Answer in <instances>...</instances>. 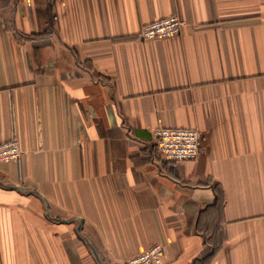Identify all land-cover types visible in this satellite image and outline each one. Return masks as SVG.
<instances>
[{
  "label": "crops",
  "instance_id": "1",
  "mask_svg": "<svg viewBox=\"0 0 264 264\" xmlns=\"http://www.w3.org/2000/svg\"><path fill=\"white\" fill-rule=\"evenodd\" d=\"M171 15L180 33L144 40ZM194 128L167 162L155 129ZM0 264H264V0H0ZM220 194L219 200L217 195Z\"/></svg>",
  "mask_w": 264,
  "mask_h": 264
},
{
  "label": "built area",
  "instance_id": "2",
  "mask_svg": "<svg viewBox=\"0 0 264 264\" xmlns=\"http://www.w3.org/2000/svg\"><path fill=\"white\" fill-rule=\"evenodd\" d=\"M186 21L178 15L161 18L142 26L139 36L144 40L164 39L180 33ZM156 145L167 162L195 160L202 150V135L194 128L157 127ZM21 156L17 139L0 141V163L18 161ZM165 247L156 243L129 258L126 264H164Z\"/></svg>",
  "mask_w": 264,
  "mask_h": 264
},
{
  "label": "trees",
  "instance_id": "3",
  "mask_svg": "<svg viewBox=\"0 0 264 264\" xmlns=\"http://www.w3.org/2000/svg\"><path fill=\"white\" fill-rule=\"evenodd\" d=\"M219 198H220V194L218 193V195H217V200H219Z\"/></svg>",
  "mask_w": 264,
  "mask_h": 264
}]
</instances>
